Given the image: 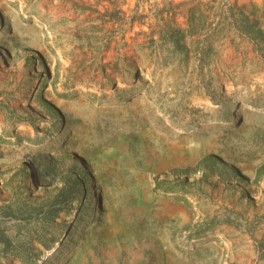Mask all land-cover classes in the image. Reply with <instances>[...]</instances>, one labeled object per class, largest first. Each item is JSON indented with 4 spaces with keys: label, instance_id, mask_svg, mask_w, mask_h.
<instances>
[{
    "label": "rangeland",
    "instance_id": "1",
    "mask_svg": "<svg viewBox=\"0 0 264 264\" xmlns=\"http://www.w3.org/2000/svg\"><path fill=\"white\" fill-rule=\"evenodd\" d=\"M0 264H264V0H0Z\"/></svg>",
    "mask_w": 264,
    "mask_h": 264
}]
</instances>
